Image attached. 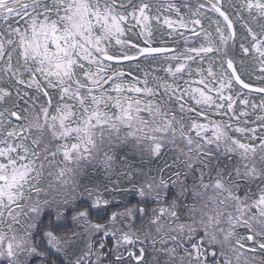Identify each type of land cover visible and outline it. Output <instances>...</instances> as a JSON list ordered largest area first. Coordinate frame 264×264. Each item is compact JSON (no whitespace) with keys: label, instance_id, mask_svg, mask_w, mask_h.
I'll use <instances>...</instances> for the list:
<instances>
[{"label":"snow or ice","instance_id":"obj_1","mask_svg":"<svg viewBox=\"0 0 264 264\" xmlns=\"http://www.w3.org/2000/svg\"><path fill=\"white\" fill-rule=\"evenodd\" d=\"M0 264H264V0H0Z\"/></svg>","mask_w":264,"mask_h":264}]
</instances>
